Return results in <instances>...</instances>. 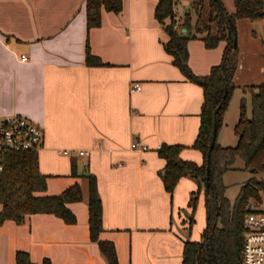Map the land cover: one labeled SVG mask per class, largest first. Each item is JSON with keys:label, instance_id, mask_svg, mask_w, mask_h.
Here are the masks:
<instances>
[{"label": "crops", "instance_id": "0c3cea01", "mask_svg": "<svg viewBox=\"0 0 264 264\" xmlns=\"http://www.w3.org/2000/svg\"><path fill=\"white\" fill-rule=\"evenodd\" d=\"M220 2L233 11L232 0ZM84 3L0 0V119L17 114L39 125L38 171L46 186L38 194L75 183L82 193L68 204L71 224L48 213L28 214L19 224L3 220L0 264H15L16 250L35 263L107 264L88 235V174L101 202L98 237L113 243L117 264H180L184 240L197 241L205 225V187L182 175L165 191L157 148L179 144L181 159L202 163L191 147L202 90L164 51L168 36L153 16L156 0H121L119 12L101 9L99 25L89 29ZM250 21L254 35H264V17ZM85 45L103 64H85ZM186 49L197 76L220 59L219 49L200 39H188ZM134 83L139 89H130ZM133 138L145 148L130 147Z\"/></svg>", "mask_w": 264, "mask_h": 264}, {"label": "trees", "instance_id": "16d2710c", "mask_svg": "<svg viewBox=\"0 0 264 264\" xmlns=\"http://www.w3.org/2000/svg\"><path fill=\"white\" fill-rule=\"evenodd\" d=\"M188 1L189 9L184 12L179 25V28H185L184 34L175 28L174 0H156L153 16L168 36L162 44L164 51L172 57V63L180 72L202 90L199 126L191 147L201 152L203 161L197 165L183 160L179 156L181 145L162 143L157 148V155L164 160L160 178L167 192L173 189L182 175H189L203 184L207 181L204 196L205 225L197 241L184 240L180 264H240L242 218L248 211L245 204L249 199L261 202L259 192L264 191V182L248 178L239 187L230 204L224 196L222 175L232 167L236 159L241 161L246 170H264V83L242 86V91L248 95L250 111L246 115L244 98L241 97L237 119L232 127L236 143L233 146H221L214 138L207 163L206 158L213 122H216L217 130L229 93L234 87L232 78L238 61L236 46H232L235 31L231 23L234 25L237 19L264 17V0H232V12H227L220 0ZM84 4L87 29L99 25L101 9L113 13L121 9V0H85ZM191 13L195 18L194 24H191ZM196 37L206 48L214 47L220 40L224 42L220 62L210 66L208 73L203 76L194 75L187 65L186 43L188 39ZM84 62L88 66L103 64L96 55L89 52L87 45ZM0 156V223L12 220L19 224L26 215L33 213L52 214L67 224L74 222L75 216L68 204L82 199L78 184L58 194H38L44 191L46 182L45 176L38 171L37 151L2 150ZM86 178L89 239L96 243L107 264H117L113 243L98 237L102 230L101 202L94 176L88 174ZM14 262L50 264L47 258L39 263L32 262L27 253L21 250L15 251Z\"/></svg>", "mask_w": 264, "mask_h": 264}, {"label": "rangeland", "instance_id": "374dc122", "mask_svg": "<svg viewBox=\"0 0 264 264\" xmlns=\"http://www.w3.org/2000/svg\"><path fill=\"white\" fill-rule=\"evenodd\" d=\"M187 9H189V5L186 4L185 0H174L173 10L176 14L174 21H177L175 22V28H179V22L183 20L184 12ZM194 20V15L191 13V24H194ZM251 23L253 22L246 19L241 24H234L235 46L238 61L237 67L239 63H241L243 67L242 70L237 74V79L234 77L236 73L235 70L232 78L234 87L231 89L226 101L224 118L221 119V122L216 130L215 140L221 146H233L236 143V136L233 133L232 126L233 122L235 123L237 119L239 100L241 97L244 98V110L246 115H249L250 104L248 95L242 91L243 85H241L240 82L243 81L248 85H255L260 82L264 83V35H261L262 32L259 29V34L254 35L252 32L254 27ZM191 32L193 33V27ZM194 39L198 38H190V40ZM223 46L224 42L220 40L214 47H211V49H219L220 59H218V63L222 57ZM250 177H253L259 181H264V170L250 172L249 170H246L242 167V163L239 159H236L232 167L223 173L222 182L225 186L224 196L229 200L230 204L233 203L234 197L236 196L239 187ZM259 196L261 198V203H257L256 208L264 211V191H260Z\"/></svg>", "mask_w": 264, "mask_h": 264}, {"label": "built area", "instance_id": "2783aa9c", "mask_svg": "<svg viewBox=\"0 0 264 264\" xmlns=\"http://www.w3.org/2000/svg\"><path fill=\"white\" fill-rule=\"evenodd\" d=\"M20 59L24 60V55H20ZM130 89L137 90L139 85L134 83ZM41 134L39 125L24 116L15 114L4 117L0 119V152L2 150H37L40 147ZM138 146L133 138L130 147ZM139 148L144 149L145 147L141 145ZM257 203L261 202L249 199L245 204L248 211L242 218L240 264H264V211L256 208Z\"/></svg>", "mask_w": 264, "mask_h": 264}, {"label": "water", "instance_id": "95a60500", "mask_svg": "<svg viewBox=\"0 0 264 264\" xmlns=\"http://www.w3.org/2000/svg\"><path fill=\"white\" fill-rule=\"evenodd\" d=\"M231 27L234 28V25L231 23ZM182 31H184V29H182ZM232 46L234 47L235 46V37L233 38V41H232ZM215 130H216V122L214 121L213 122V126H212V131H211V137H210V143L208 145V149H207V158H206V163L208 162V157H209V151H210V148H211V145H212V142L215 138ZM250 172H254L253 169H249ZM207 174H208V164H206V167H205V175H206V180H207ZM204 187L206 188L207 187V181L204 182Z\"/></svg>", "mask_w": 264, "mask_h": 264}]
</instances>
